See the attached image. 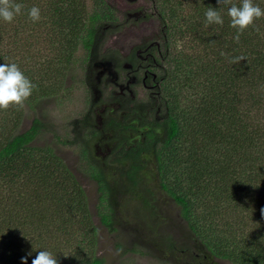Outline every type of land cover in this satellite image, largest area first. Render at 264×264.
I'll list each match as a JSON object with an SVG mask.
<instances>
[{"label": "trees", "instance_id": "16d2710c", "mask_svg": "<svg viewBox=\"0 0 264 264\" xmlns=\"http://www.w3.org/2000/svg\"><path fill=\"white\" fill-rule=\"evenodd\" d=\"M11 2L22 5L21 14L15 16L14 20L21 22L25 16L27 19L30 18L28 12L32 7L39 8L41 14L38 21L33 22L30 18L33 24L40 25L42 15L46 16L45 24L52 22L47 19L55 20L60 35L68 38L64 50L69 53L68 61L70 62L77 48L82 45L83 56L89 62L90 68L104 34L122 30L124 26V24L116 26L113 24L115 11L104 0H95L91 9L86 4V0H11ZM200 2L202 4L198 6L201 8L197 11L200 22L206 23L205 12L208 7L220 11L224 19L223 25L211 24L202 28L200 26L202 23H190L191 33L185 32V37L189 33L192 39L198 36L199 44L204 47L201 51L204 50L206 55L210 51L213 52L212 61L200 74L207 76L208 91L212 93L208 96L209 101L205 103L209 109L198 111L189 108L188 111L181 113L176 108L178 105L174 103L172 107V101L162 94L166 107L162 118L157 115V109L152 106L151 99L147 105L129 109L122 121L113 119L108 122L107 128L109 127V133L113 135L109 140L116 146L113 158L115 165H119L117 168L120 170L121 179H112L110 170L116 167H102L93 162L90 164L89 174L98 182L101 193L99 215L101 223L113 231L116 223L112 198L117 192L112 183L130 184L137 188L146 178L148 167L153 165L157 169L160 186L181 206L182 217L189 224L191 234L206 250L203 255L199 250L192 249L189 257L191 264H201L211 258L233 264H264V238H262L264 236V17L256 20L253 26H249L236 41L234 39L236 29L230 26L227 10L233 3L239 6L241 0H227L225 3L224 0H200ZM44 3L48 6H43ZM254 3L264 8V0H254ZM42 7H46L47 12H44L46 9L41 11ZM158 17L163 18V13L161 12ZM131 18V13H127L126 21L129 22ZM10 24L6 22V26H0V45L9 40L10 35H7V30ZM113 28L115 30H112ZM172 35L167 28L164 30L166 39ZM175 36H177L176 29ZM7 53L0 49V64L11 63L12 57ZM238 57L244 59L236 60L235 58ZM133 59L139 60L136 54L129 61ZM163 59H165L164 55L159 62L162 65V78H164L162 87L165 88L169 69L165 71ZM117 62V68H123V63ZM12 63L17 64L23 74L35 85L31 94L33 97L30 96L23 102L27 107L33 108L34 102L40 100L39 90H43L42 86L40 87L39 82H35L30 77V73L24 69L21 61ZM195 70L196 73L199 72L198 67ZM192 75L193 72L189 78ZM214 81L219 82L222 87L217 88ZM150 107L152 110L149 112ZM0 112L6 116L0 128V264H21L22 257H27V264H31L40 250L50 251L57 259V264H106V259L98 253L99 228L93 220L82 185L76 175L64 166L63 160L54 149L35 144L42 134L46 132L56 134L55 131L39 118H34L28 129L21 130L20 125L26 116L23 110L17 114L14 124L10 127L7 118L10 115H8L9 110L0 109ZM212 114L222 115L221 130L207 118ZM200 125L205 135L203 137L205 142L217 141L215 146L210 147L211 154L214 155L213 150L216 146L225 147L220 159L225 177L222 178L221 171L219 175L212 171L214 167H218L220 161L211 160L206 163V167L210 169H207L204 175H208L209 178L211 173L209 180L215 183L202 181V188L199 189H202L203 195L208 192V195L217 196L216 190L223 187L224 195L218 198H221V202L232 201L235 207H233L234 213L223 212L222 216L228 218L229 215L236 213L244 215V220L242 219L244 222L240 221L236 223L238 226L235 225L236 234L224 239L223 245L218 240L220 235L217 237L216 234L215 243L205 236L206 230L193 219L192 205L188 196L180 189L169 185L168 180V175L172 176L173 173L166 169V164L173 163L176 157L180 161L179 153L183 143L194 148L196 143L194 136L199 132L196 127L200 128ZM183 126L191 136L183 132ZM236 127L238 130H235ZM101 135L102 132L91 133V137L97 140ZM55 137L58 138L57 135ZM186 140L189 142L187 143ZM88 149L84 146L83 155L91 159ZM36 153L41 157L37 158ZM191 158L194 166L196 162L201 164L203 163L201 159L204 160V157L197 160L194 155ZM105 162L104 164L107 165ZM47 163L61 167H45ZM234 167L240 170L238 176L237 172H233ZM26 174H28L27 178L33 177L35 183L30 180L22 182L21 178ZM61 175L72 184L70 198L62 183L58 181ZM236 177L238 185L231 186V182ZM59 193H62L60 198H58ZM227 204L231 205L230 202ZM104 205L106 210L103 208ZM225 226V233L231 231L232 226L229 225V221ZM170 249L176 248L172 245Z\"/></svg>", "mask_w": 264, "mask_h": 264}, {"label": "rangeland", "instance_id": "374dc122", "mask_svg": "<svg viewBox=\"0 0 264 264\" xmlns=\"http://www.w3.org/2000/svg\"><path fill=\"white\" fill-rule=\"evenodd\" d=\"M104 1L115 11L113 24L115 26L124 24V26L122 30L104 34L91 68L83 56L82 45L77 48L70 62L68 61L69 53L64 51L68 38L60 35L55 20L47 19L52 22L45 24L46 16L42 15L40 25L33 24L26 16L21 22L17 20L11 22L7 30V35H10L9 40L4 41L0 49L8 52L7 54L12 57L11 63L21 61L24 69L30 73V77L35 82H39L43 90H39L40 100L34 102L33 108L27 107L24 103L10 105L7 108L8 115L10 114L7 117L8 123L11 127L17 114L23 110L26 116L20 125L21 130L28 129L32 120L39 118L55 131L56 134L53 132L42 134L35 144L54 149V152L63 160L64 166L76 175L82 185L93 220L99 228L98 253L106 259V264H191L189 257L192 249L199 250L203 255L206 250L191 234L189 224L182 217L181 206L160 186L156 167L153 165L148 167L149 172L146 178L137 188L130 184L112 183L117 192L112 198L116 223L113 231L101 223L98 210L101 193L98 182L89 174V167L92 162L102 167H116L110 170L112 179H121L120 170L117 168L119 165H115L113 158L116 146L109 140L113 135L109 133L107 124L113 118L122 121L126 115L123 114L122 108H131L129 107L132 105L131 101L147 105L151 100L150 93L142 89V85L135 89L128 88L127 85L134 78L126 79L128 74L126 71L119 70L113 72V75H109L106 71L107 74L100 76L101 70L96 69L97 66L107 65L105 63L111 61L112 57H117L124 63L131 53L142 51L148 45L157 42L161 48L160 50L156 48L153 53L158 57L161 52L165 56L163 59V65L167 68L165 71L169 69L165 88L161 85L160 95L153 99L154 102L157 101L156 108H160L159 118H162L166 112L163 102L165 98L172 101V107L175 104L178 105L176 108L181 113L188 111L189 108L198 109V111L209 109L205 103L209 101L208 96L212 93L208 91L207 76L200 74L212 61L213 52L210 51L206 55L204 50L201 51L204 47L199 44L198 36L192 39L189 28L192 23H202L197 15L198 8H201L198 4L202 2L200 0ZM94 3L95 0H86L90 9ZM43 6L48 4L44 3ZM45 9L46 7H42L41 11ZM44 12H47V9ZM161 12L163 18L158 17ZM127 13H131L132 16L129 22L126 21ZM0 26H6V22L0 20ZM164 26L173 34L172 37L165 38ZM200 26L206 27V23ZM175 29L177 36L174 37ZM186 31L190 33L185 37ZM196 67L199 69L197 73ZM191 72L193 75L189 78ZM159 74L162 77L163 71ZM142 76V74L139 75L140 82ZM218 83L215 82L217 88L222 87ZM162 94H165L164 99ZM111 99L120 101V104L114 103L108 111L105 104ZM218 115H208L207 118L221 130L222 115ZM5 117V114L0 112V128ZM183 128V132L191 136L185 126ZM196 130L199 132L194 136L196 138L194 148L183 143L179 153L180 161L176 157L173 163L166 164V169L173 173L172 176L168 175L169 185L180 189L184 195L188 196L192 205L193 219L206 230L205 236L215 243L216 234L217 237L220 235L218 240L223 245L224 239H228L231 234H236L235 225L237 222H244L242 221L244 215L236 213L229 215L228 218L222 216L223 212L234 213L233 207H235L232 201L221 202V198H218L224 195L223 187L216 190L217 196L208 195V192L203 195L202 189H199L202 188V181L215 183L209 180L211 173L209 178L208 175H204L206 170L210 169L206 167V163L211 160L220 161L218 167H214L212 171L218 175L221 171L222 178L225 177L220 160L225 147L218 145L213 150L214 155L211 154V148L217 144V141H204L202 125L200 128L196 127ZM235 130L238 128L236 127ZM93 131L106 134L97 140L91 137ZM186 142L188 143L189 140ZM84 146L89 148L91 159L83 155ZM192 155L197 160L204 157V160L201 159L203 163L196 162L194 166ZM36 157L41 156L36 153ZM47 164L45 167H61ZM232 169L238 176L239 168ZM27 176L28 174L22 177L21 181L30 180L35 183L33 177L27 178ZM58 181L62 183L69 196L73 190L71 182H67L63 175ZM230 185H238L237 177ZM60 197L62 193L58 194V198ZM103 208L106 210L105 205ZM228 221L232 227L231 231L225 233V225ZM172 245L176 248L175 250L170 249ZM201 264L233 263L211 258Z\"/></svg>", "mask_w": 264, "mask_h": 264}, {"label": "clouds", "instance_id": "9594fccd", "mask_svg": "<svg viewBox=\"0 0 264 264\" xmlns=\"http://www.w3.org/2000/svg\"><path fill=\"white\" fill-rule=\"evenodd\" d=\"M227 2L224 0L223 3ZM22 5L11 0H0V20L11 23L15 16L21 14ZM33 22L40 19V9L32 7L28 12ZM230 17V26L236 29L234 39L239 40L240 35L255 21L264 17V8L254 0H241L239 6L233 3L227 10ZM206 26L223 25L224 19L220 11L208 7L205 12ZM244 59L243 57L235 58ZM35 85L23 74L15 63L0 64V109H7L10 105H22L31 96ZM30 255V254H29ZM21 264H27V257L21 258ZM31 264H57V259L50 251L40 250L32 259Z\"/></svg>", "mask_w": 264, "mask_h": 264}, {"label": "flooded vegetation", "instance_id": "af4514ba", "mask_svg": "<svg viewBox=\"0 0 264 264\" xmlns=\"http://www.w3.org/2000/svg\"><path fill=\"white\" fill-rule=\"evenodd\" d=\"M156 48L159 50L161 48L157 42L152 43L151 45H148L142 51H138V52L136 51V53H131L128 57V60L123 63V68H117L118 67L117 61H119V59L117 57H112L111 61H109L108 63H105L107 65H103V64L98 65L96 69L101 70L100 76H103L107 73L109 75H113V72H116L119 70L128 72V74L126 75V79L134 78V80L131 81V83L127 85L128 88L135 89V87H137V86L141 87L140 85H142V89L148 91L150 93L151 99L153 100L158 95H160L161 85H162V82L164 81V78L160 77V74H159V72L162 69V65L159 62L160 58H162V53L160 52L159 56L157 57L153 53L156 51ZM135 54L137 55L139 60L136 61L133 59V61L130 62L129 60L132 59ZM120 63L122 64L121 61H120ZM106 71H107V73H106ZM140 74L143 75L141 78V82H140V78H139ZM155 102L157 103V101H155ZM155 102L153 100L152 106L158 107V105H156ZM114 103L120 104V101L115 100V99L109 100L108 103L105 104L106 109L108 110V108L111 107V105H113ZM123 104L124 103H122V105ZM131 104L132 105L129 106L131 108H127V107L122 108L124 115L127 114V111L129 109L132 110L135 107L144 106V105L136 104L134 101H131ZM151 110H152V108L150 107L149 112ZM108 111H110V110H108ZM159 112H160V108L157 109V112H156L157 115ZM113 119H116V118H113ZM117 121H119V120H117ZM104 134H106V133L102 132L101 137Z\"/></svg>", "mask_w": 264, "mask_h": 264}]
</instances>
